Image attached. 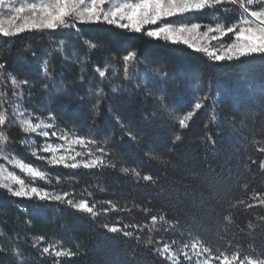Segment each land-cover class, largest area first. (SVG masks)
I'll return each mask as SVG.
<instances>
[{"label":"snow or ice","instance_id":"6c2138e0","mask_svg":"<svg viewBox=\"0 0 264 264\" xmlns=\"http://www.w3.org/2000/svg\"><path fill=\"white\" fill-rule=\"evenodd\" d=\"M198 17L210 23L184 22ZM227 20L233 22H221ZM101 24L113 26L125 35L140 34L146 40L187 46L212 62L264 59V0H0V38H7L5 42L10 46L22 33L47 34L50 45L38 66L36 79H21L7 71L6 63L0 62V157L21 175L30 178V182H26L15 170L10 171L0 163V191L9 197L25 198L37 204L54 202L86 220L90 227L113 234L114 241L120 246L123 264H264V214H256L244 226L237 224L234 218L235 210L239 209L249 212L258 207L264 213V190L250 188L258 180L264 189V115L253 112L251 128L247 115L239 124L235 117L223 116L225 127L221 129L222 113L217 102L222 97L218 90L210 88L208 93L197 97L191 111L178 119V130L171 137L167 156L153 149L143 153L145 163L163 166L153 174L144 172L139 164L128 166L107 147L114 136L111 129L105 131L101 140L97 138L100 129L93 123L85 130L87 135H79L76 129L60 128L52 110H48L46 116H40L24 107L32 101V90L38 85L39 100L49 109L51 106L47 102L61 90L69 94L77 91L74 102L90 105L96 114L104 104L112 113L113 105L127 106L129 101L141 105L153 100L159 107L167 109L165 97L157 93L163 91L161 86L168 82L169 74L161 67L150 68L137 51L118 45L125 51L124 55L106 58L103 66L93 63L92 57L101 50L103 42L99 38L96 42L84 38L82 26ZM62 32L75 34L79 46L53 39ZM203 38H210L215 44L198 46L197 41ZM224 39L231 42L224 43ZM30 47L26 45V49ZM31 55L40 59L35 52ZM57 58H62L64 70L56 67L54 60ZM113 59H118L120 67L111 63ZM68 64L80 66L78 78L70 83L65 82ZM105 87L109 92L104 91ZM80 89H83V95L79 94ZM260 91L264 94V88ZM208 104L211 114L200 144L205 152L215 149L219 158L213 165L202 156L206 167L188 166L185 160L184 176L169 178V169L179 170L176 158L180 157L190 122ZM113 118L119 125L121 139L127 137L140 143L131 130L135 126L131 119L125 123L120 116ZM12 126H17L25 137L19 144L30 149L29 154L45 166L63 167L74 174L81 169L116 171L142 185L151 193V199L144 205L132 201L129 207L127 201L121 205L111 199H94L97 191H107L99 185L92 186L93 191L83 188L79 194L58 190L63 183L59 176L53 177L48 171L7 151L14 143L8 132ZM239 128H249L251 139L247 135H237ZM33 135L43 143L37 144ZM225 135L232 137L228 144L219 142ZM50 138L60 143H50ZM185 178L199 181L201 189L197 190L194 183L185 184ZM38 182H44L46 186H38ZM233 187L242 190L241 196L228 194ZM221 189H224V195ZM77 195L82 198L77 199ZM153 201L161 202V207H148ZM16 208L29 215L27 208L19 205ZM133 209L143 212L147 220L124 223L123 218H119L112 224L99 223L111 212L130 214ZM31 223V220H25L19 224V231L11 233L0 227V264H72L74 258L86 255L85 242L65 247L60 240L49 242L42 235H29L25 229ZM144 230L155 233L156 238L149 235L145 239Z\"/></svg>","mask_w":264,"mask_h":264},{"label":"trees","instance_id":"16d2710c","mask_svg":"<svg viewBox=\"0 0 264 264\" xmlns=\"http://www.w3.org/2000/svg\"><path fill=\"white\" fill-rule=\"evenodd\" d=\"M169 20L171 21L172 18ZM184 22L210 23L203 17ZM221 22L231 24L233 21ZM212 26L215 27L214 24ZM200 31H204V29ZM82 34L84 38L93 42H96L98 38L103 42L101 50L92 57L93 63H99L103 66L106 58L121 57L125 51H121L118 45H126V50L137 51L150 68H163L169 74V79L166 84L161 86L163 91L157 94L165 97L164 103L167 105V109L164 110L159 107L153 100L141 105H137L135 101H129L127 106L123 104L113 105L112 113L108 112V105L104 104L100 113L96 114L91 110L90 105H78L74 102L77 91H72L69 94L63 90L47 102L51 106L49 109L45 106V102L39 100L38 85L32 90V101L24 104V107L40 116H46L48 110H52L56 114L60 128L76 129L79 135H87L85 130L91 128L93 123L100 129L98 139L102 140L105 131L111 129L114 136L107 147L116 152L128 166L139 164L144 172L157 173L163 166L145 163L143 153L153 149L156 153H164L167 156L166 149L171 146V137L178 130V119L191 111L197 97L208 93L210 88L218 90L222 97V100L217 102L218 110L222 113L219 125L221 129L225 127L223 116L235 117L237 124H239L247 115L249 128H251V114L257 112L264 115V112L261 111L264 109V94L260 91L264 88V59L250 58L243 62H212L187 46H176L154 39L146 40L140 34L125 35L121 30L103 24L82 26ZM217 36H219L218 33ZM6 39L0 38V62L6 63L7 71L21 79H36L38 66L45 53L50 50L48 35L22 33L11 42L10 46L5 42ZM53 39H63L73 46H79L75 34L69 35L62 32ZM230 42V40L224 39V43ZM214 44L215 41L211 40L205 46L211 47ZM26 45L31 47L26 49ZM33 52L36 53V57L40 58L39 60L31 55ZM69 55H71L70 51ZM54 63L59 70H64L61 68L62 58L55 59ZM111 63L120 67L118 59L111 60ZM65 67L67 68L65 82L70 83L76 80L80 66L68 64ZM119 82L116 81V83ZM24 91L27 94L29 90L26 88ZM104 91L107 93L109 89L105 87ZM129 91L132 90L129 89ZM79 94H84L83 89L79 90ZM210 109L211 105L208 104L199 110L190 122V128L186 131L185 140L180 149V157L176 158L179 170L172 171L169 169L167 173L169 178L184 176L185 160L188 166L198 164L206 167L201 160L203 156L208 163L215 165L219 158L216 150L205 152L200 144L201 137L207 131L205 123L209 120ZM114 116H120L125 123H128L130 119L132 120L135 126L131 130L136 134L137 140L140 141L139 144L127 137L121 139L119 125L114 120ZM257 119H260L259 115ZM249 128H239L237 135H247L251 139L252 132L249 131ZM8 132L14 143L7 151L26 163H32L34 166L40 167L41 170L48 171L53 177L59 176L63 183L58 190L79 194L83 188L93 191L92 186L99 185L105 187L107 191L104 193L97 191L94 199L99 201L111 199L119 201L121 205L127 201L129 207L132 201L144 205L147 199H151V193L142 185L135 184L128 177L116 171L104 170L99 172L81 169L74 174L71 170L63 167H47L42 161L29 154L30 149H25L19 144V140L25 137L17 126L10 127ZM32 139L36 140L37 144L43 143V140L38 139L35 135ZM231 140V136L225 135L219 142L228 144ZM49 142L60 143L55 138H50ZM76 149L80 150L79 146H76ZM11 168L15 170L13 167ZM15 171L20 174L19 170ZM161 174L163 173L161 172ZM21 176L26 179V182H30V178L25 175ZM184 183H194L197 190L202 187L199 181H193L191 178H185ZM38 186L44 187L46 185L44 182H38ZM165 187L167 188L168 185L166 184ZM250 188L257 191L264 190L258 180ZM221 194H225L224 189H221ZM228 194L239 197L242 190L233 187ZM76 198L79 199L82 196L77 195ZM16 205L27 208L29 215L19 212ZM147 206L158 209L161 207V202L153 201ZM258 213L264 214L260 212L258 207L249 212L239 209L235 210L234 218L237 224L244 226L250 218ZM119 218H123L124 223H143L148 217L143 212L133 209L130 214L111 212L106 217H102L99 223L108 222L112 224ZM181 218L183 219V217ZM25 220L32 222L31 226L25 229L31 236L42 235L49 242L54 239L60 240L65 247H73L74 243L85 242L83 250L86 255L78 259L74 258L72 264H123L120 246L114 241L113 234L105 233L103 229L98 227H90L86 220L77 217L64 207H58L54 202L37 204L25 198L9 197L0 191V227H4L5 231L9 233L13 230L19 231V224ZM142 235L145 239L149 235L156 238L155 233L150 234L147 230H144ZM244 243L248 242L245 241Z\"/></svg>","mask_w":264,"mask_h":264},{"label":"rangeland","instance_id":"374dc122","mask_svg":"<svg viewBox=\"0 0 264 264\" xmlns=\"http://www.w3.org/2000/svg\"><path fill=\"white\" fill-rule=\"evenodd\" d=\"M29 2H36V0H29ZM17 6H18V4H17ZM210 41H211L210 38H203V39H201V40H198V41H197V44H199V45H201V46H205V45H207ZM1 160H3L2 157H0V163H4V164H5V167H7L10 171H13V169L11 168L12 166L7 165L6 162H5L4 160H3V161H1ZM15 170H17V169H15ZM16 172H18V171H16ZM17 175H20V174H17ZM21 178L23 179L22 176H21Z\"/></svg>","mask_w":264,"mask_h":264}]
</instances>
